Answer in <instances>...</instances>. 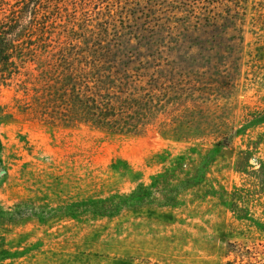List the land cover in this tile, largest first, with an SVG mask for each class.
Returning a JSON list of instances; mask_svg holds the SVG:
<instances>
[{
	"label": "trees",
	"instance_id": "obj_1",
	"mask_svg": "<svg viewBox=\"0 0 264 264\" xmlns=\"http://www.w3.org/2000/svg\"><path fill=\"white\" fill-rule=\"evenodd\" d=\"M247 34L253 67L264 61V0H0V90L20 86L25 97L15 100L23 117L53 128L138 135L156 126L184 142L219 134L199 159L190 155L197 146L172 157L150 185L61 205L59 216L141 208L167 182L173 203L180 185L202 183L213 152L229 144L226 112L242 76ZM11 116L0 103V121ZM112 167L140 179L124 159ZM44 206L6 208L0 200V219L47 221L55 213Z\"/></svg>",
	"mask_w": 264,
	"mask_h": 264
},
{
	"label": "rangeland",
	"instance_id": "obj_2",
	"mask_svg": "<svg viewBox=\"0 0 264 264\" xmlns=\"http://www.w3.org/2000/svg\"><path fill=\"white\" fill-rule=\"evenodd\" d=\"M252 42L247 34L242 76L226 112L229 144L213 152L206 179L180 185L173 203L165 191L170 182L160 183L145 206L113 216L61 217L56 207L148 186L172 157L197 146L190 155L199 159L219 134L184 142L156 126L140 135L53 128L20 114V86H3L0 103L14 117L0 121V200L6 208L45 205L55 214L47 221L0 219V264H264V61L252 67ZM117 159L140 179L116 172Z\"/></svg>",
	"mask_w": 264,
	"mask_h": 264
}]
</instances>
